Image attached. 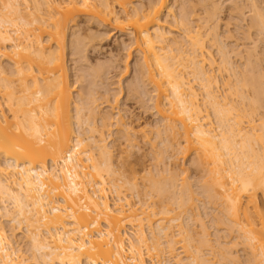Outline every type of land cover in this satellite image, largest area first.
Returning <instances> with one entry per match:
<instances>
[{
    "label": "bare ground",
    "instance_id": "bare-ground-1",
    "mask_svg": "<svg viewBox=\"0 0 264 264\" xmlns=\"http://www.w3.org/2000/svg\"><path fill=\"white\" fill-rule=\"evenodd\" d=\"M134 1L3 0L0 55L12 61L14 69H0V213L12 214L10 219L25 224L26 236L41 264H145L141 252L142 244L147 242L145 233L137 231L135 239L124 237L125 224L133 226L140 214H125L124 209L109 202L110 183L106 176L112 180L122 177L107 143L111 133L107 135L106 129L110 130L112 117L108 111H99L97 117L96 108L84 112L83 101L74 98L69 85L65 43L70 23L83 13L103 22L112 20L117 28L130 29L135 34L143 56L139 63L142 81L153 86L156 109L166 122L167 149H174L184 138L189 149L197 150L198 161L209 165V197L227 203L253 260L264 264V211L257 202L258 191L264 194V152L255 147L262 144L264 148V128L258 131L251 116L262 106L264 96V70L257 69L258 55L254 56V63L253 59L248 60L242 76H235L234 81L230 77L225 83L243 99L241 87L253 89L248 102L250 110L235 113V104L226 107L228 103H221L214 90L220 82L211 72L216 58L203 38L204 28L212 32L218 29L220 7L212 5L206 19L193 26L182 18L183 37L190 45L183 50L177 45L179 39L170 37L171 31L162 23L165 10L172 14L170 0L131 6ZM231 1L224 31L240 46L239 40L254 35L252 27L264 29V13L257 8L256 0H250L255 6L254 14L246 17L244 4ZM117 9L124 15L118 16ZM235 18L246 27L240 29V37L231 26V19ZM78 42L73 39L72 49H78ZM220 51L225 70H232L224 45ZM254 52L252 48L248 58ZM196 86L209 99L218 127L210 121V113L204 114L206 109L198 101ZM244 117H248L252 132L243 131ZM123 118L119 113L116 123H124ZM84 123L88 124L87 136L80 129ZM133 134L127 131V146L137 144ZM113 144L116 146L117 142ZM131 184H136L135 177ZM113 185L116 186L114 182ZM173 186L169 181L159 187L160 193L173 194L168 198L170 202L181 206L193 200L186 189L179 195L171 189ZM118 198L123 200L120 195ZM7 200L13 211L5 205ZM158 214L159 233L166 236L170 227L163 223L178 217L172 215L169 206H163ZM254 216H258V223ZM100 224L105 228L101 229ZM11 232L0 222V264H25L20 249L14 245L18 234ZM184 232L188 264H208L202 255L188 254L198 250L192 243L194 237L188 230ZM152 240L155 246L160 245L156 236ZM166 241L172 243L174 239ZM228 248L231 247L221 251L223 259L232 254Z\"/></svg>",
    "mask_w": 264,
    "mask_h": 264
},
{
    "label": "rangeland",
    "instance_id": "rangeland-1",
    "mask_svg": "<svg viewBox=\"0 0 264 264\" xmlns=\"http://www.w3.org/2000/svg\"><path fill=\"white\" fill-rule=\"evenodd\" d=\"M150 1L152 0H135L131 6L146 5ZM239 3L244 4L242 8L244 16L249 17L254 14L255 6L250 0H240ZM256 3L257 8L264 13V0H256ZM215 4L220 7L218 29L212 32L204 28L203 37L208 50L213 52L216 58L211 72L220 82L214 90L221 103H228L226 107L235 104V113L243 109L250 110L248 102L252 98L253 89L248 86L241 87L245 95L243 99L235 93L234 88L230 89L229 84L225 83L230 77L234 81L235 76H242L241 71H245L246 63H250L248 60L253 59L251 62L254 63L255 55H258L257 69L264 70L263 28L257 30L252 27L251 30L254 32L252 38L239 40L241 45L237 46L234 38H230L224 31L223 25L230 15L228 8L232 4L231 0H170L172 14L165 10L162 13V23L167 30L171 31L170 37L179 39L177 45L186 50L190 45L183 37L185 25L181 21L182 18L185 17L189 26H193L205 20L208 16L207 10ZM4 5L3 0H0V12H5ZM117 10L118 16L124 15L121 9ZM93 17L82 13L77 17L76 22L70 23L64 57L70 89L75 99L83 101V106L86 107L84 112L87 109L96 108L97 117L99 111H108L109 116L112 117L109 118V121L113 123L110 130L106 129L107 135L111 133L107 137V143L114 158L115 168L120 170L122 177L116 176L117 180H112L110 176H106L110 183L108 184L110 187L109 202L114 207L124 209L125 214L135 211L141 217L135 221L133 226L125 224L124 237L127 240L135 239L138 235L137 231L145 233L147 242L141 246L145 264H188L184 247L186 242L183 240L185 230H188L194 237L192 243L198 250V252L191 251L188 254L202 255L207 259L208 264H258L253 260L252 251L241 235L239 225L232 221L227 203L221 199L215 200L209 197V191L206 189L210 178L209 165L198 161L197 150L189 149L184 138H180L179 145H176L174 149L172 147L167 149L169 137L166 122L156 109L157 98L153 86L142 81L140 64L143 62V56L135 34L130 29L117 28L112 20L103 22L99 17ZM123 19L121 17V20ZM239 20L231 19V26L237 37L242 36L240 29L244 27V22ZM73 32L76 33L72 35ZM214 36H218L219 40H216ZM74 38L79 41L78 49H72ZM222 45L225 46V51L231 61L232 70L230 68L229 71L225 70L221 62L223 54L220 47ZM252 48H255V52L248 58V53ZM1 66L9 72L14 69L13 62L0 55V69ZM187 70L190 71L189 68ZM234 71L237 74H234ZM12 78L15 79L16 76L12 74ZM196 89L198 101L201 107L206 109L204 114L206 111L210 113V121L214 127H218L217 118L204 90L199 86H196ZM119 113L124 115L122 124L116 123ZM6 114L11 117L8 110ZM251 116L254 118L256 128L261 131L260 128H264V96L262 106L252 112ZM250 125L248 117H244L243 131L252 132ZM86 127L88 124L84 123L80 128L82 131L85 130V136H87ZM137 130L142 131L136 132ZM127 131L137 134H133L137 142L134 147L126 144ZM114 142H117L116 146H113ZM255 147L257 149L261 147L260 150L264 152L262 144H256ZM94 152L96 153L97 150L95 149ZM88 171L92 172L93 169L89 168ZM116 174L118 175V172ZM133 177H135V185L131 184ZM169 181L174 183L171 189L176 194L181 195L180 191L186 189L193 200L185 201V204L181 206L170 202L168 198L174 197L173 194L171 192L160 193L159 190L160 186L166 185ZM119 195L123 197V200H119ZM257 202L264 211L262 191L257 193ZM5 205L13 211L10 200H7ZM163 206H169L172 215L178 217L177 220L163 223L170 227L166 236L165 234L160 235L157 225L161 216L158 211ZM250 209L255 215L254 208ZM11 217L12 214L6 215L3 211L0 213V222L9 233L15 231L18 234L14 245L20 249L22 260L25 264H41L42 261L34 256L38 252L32 248L26 236L25 224L19 225L18 221L10 219ZM254 217L258 223V216ZM100 228L104 229L105 225L100 224ZM132 231L135 232V236ZM153 236L157 237L160 245L155 246ZM169 238H173L174 242H167ZM135 242L137 244L136 240ZM228 246L231 247L228 250L232 251V254L230 258L223 259L221 251Z\"/></svg>",
    "mask_w": 264,
    "mask_h": 264
}]
</instances>
